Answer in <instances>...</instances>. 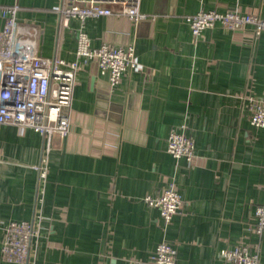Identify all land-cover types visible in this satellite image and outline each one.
I'll return each instance as SVG.
<instances>
[{
    "label": "crops",
    "instance_id": "0c3cea01",
    "mask_svg": "<svg viewBox=\"0 0 264 264\" xmlns=\"http://www.w3.org/2000/svg\"><path fill=\"white\" fill-rule=\"evenodd\" d=\"M14 4L20 33L38 31V55L75 60L80 23L62 25V0H0ZM138 9L151 18L84 22L92 47L133 44L136 67L112 92L94 64L78 67L69 133L54 140L44 181L34 169L42 136L0 126V250L4 227L26 221L41 229L28 264H151L160 243L176 250L175 264H230L221 251L256 245L264 264L254 216L264 204V129L250 124L264 102V32L215 26L194 38L185 22L201 10L264 19V0H139ZM173 130L192 140L190 163L166 152ZM171 183L183 207L166 225L144 198ZM0 264L16 263L0 253Z\"/></svg>",
    "mask_w": 264,
    "mask_h": 264
},
{
    "label": "built area",
    "instance_id": "2783aa9c",
    "mask_svg": "<svg viewBox=\"0 0 264 264\" xmlns=\"http://www.w3.org/2000/svg\"><path fill=\"white\" fill-rule=\"evenodd\" d=\"M139 0H62L58 10L61 23L67 27L70 20L80 23L77 30L75 60L47 58L37 54L38 31L32 29L22 35L18 30V5L0 6V126L12 125L30 129L42 136V157L34 169L39 180L46 177V165L54 140H61L69 133L67 110L70 108L75 73L80 65L94 64L97 72L107 76L110 92L117 86L124 73L136 67L134 45L117 46L102 43L92 47L84 33L87 19L100 17L125 18L131 23L150 19L138 9ZM194 38L215 26L225 31L252 27L256 36L264 32V19L258 15L235 11L218 12L201 10L185 17ZM252 100V99H251ZM250 124L264 129V102L253 104ZM166 152L175 160L190 163L194 157V144L183 130H173L166 141ZM145 204L159 211L167 225L175 214L181 212L183 201L174 185L168 184L161 195L144 198ZM255 232H264V204L254 210ZM41 222V217L38 218ZM41 238L39 223L10 222L3 229L1 258L16 264H28L31 247ZM220 258L230 264H259V246H235L220 252ZM151 264H175L176 250L167 243H160L150 258Z\"/></svg>",
    "mask_w": 264,
    "mask_h": 264
}]
</instances>
